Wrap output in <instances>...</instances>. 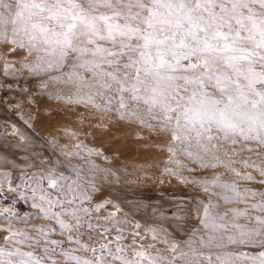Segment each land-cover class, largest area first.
<instances>
[{"label":"rangeland","instance_id":"1","mask_svg":"<svg viewBox=\"0 0 264 264\" xmlns=\"http://www.w3.org/2000/svg\"><path fill=\"white\" fill-rule=\"evenodd\" d=\"M264 0H0V264H264Z\"/></svg>","mask_w":264,"mask_h":264},{"label":"water","instance_id":"2","mask_svg":"<svg viewBox=\"0 0 264 264\" xmlns=\"http://www.w3.org/2000/svg\"><path fill=\"white\" fill-rule=\"evenodd\" d=\"M248 253L255 257L264 259V250L257 251V252L249 251Z\"/></svg>","mask_w":264,"mask_h":264}]
</instances>
